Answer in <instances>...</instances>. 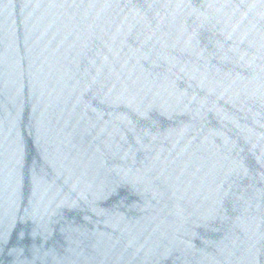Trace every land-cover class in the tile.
<instances>
[{"label":"water","instance_id":"1","mask_svg":"<svg viewBox=\"0 0 264 264\" xmlns=\"http://www.w3.org/2000/svg\"><path fill=\"white\" fill-rule=\"evenodd\" d=\"M0 264H264V0H0Z\"/></svg>","mask_w":264,"mask_h":264}]
</instances>
